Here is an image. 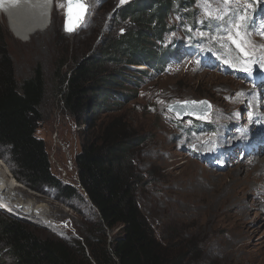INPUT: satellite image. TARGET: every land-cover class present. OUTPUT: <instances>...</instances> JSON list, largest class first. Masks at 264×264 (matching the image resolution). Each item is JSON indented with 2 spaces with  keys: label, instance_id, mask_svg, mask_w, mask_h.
Returning <instances> with one entry per match:
<instances>
[{
  "label": "rangeland",
  "instance_id": "374dc122",
  "mask_svg": "<svg viewBox=\"0 0 264 264\" xmlns=\"http://www.w3.org/2000/svg\"><path fill=\"white\" fill-rule=\"evenodd\" d=\"M131 1L87 0L86 21L76 33L66 34L60 9L65 0H57L50 30L26 44L0 14V48L19 83L37 66L43 70V121L37 137L46 144L54 174L62 173L67 182L78 181L75 158L87 125L65 110L62 82L108 34L112 14ZM195 12L197 28L187 27L192 39L172 17L178 29L165 42L197 46L202 56L188 50L163 76L139 82L128 101L109 114L104 128L145 140L134 151V171L140 176L135 197L167 264L176 259L182 264H264V0H196ZM208 21L222 27L210 33L203 27ZM203 100L210 102L212 112L195 120L211 127L199 132L191 129L193 118L183 120L169 109ZM18 183L22 189L14 196L47 207L55 226L30 213L0 211L32 226L41 239L74 244L103 236L84 195L68 205L50 188L41 194ZM237 198L243 200L241 219L239 208L228 207ZM120 234V228L106 231L107 241L113 243Z\"/></svg>",
  "mask_w": 264,
  "mask_h": 264
},
{
  "label": "trees",
  "instance_id": "16d2710c",
  "mask_svg": "<svg viewBox=\"0 0 264 264\" xmlns=\"http://www.w3.org/2000/svg\"><path fill=\"white\" fill-rule=\"evenodd\" d=\"M195 1L127 3L112 14L108 34L64 78V108L75 122L81 124L85 119L87 125L81 152L75 158L77 183L67 182L62 173L61 177L54 174L46 144L37 137L45 97L42 68L37 66L19 83L0 48V157L15 179L31 191L43 194L50 188L68 205L84 195L98 215L103 234L97 240L92 236L77 239L75 245L41 239L32 226L0 211V264H167L135 197L140 176L134 171V151L145 140L104 126L109 114L138 89L139 82L163 76L188 50L202 56L197 46L188 49L180 41L165 42L178 29L172 17L192 39L187 27L197 28ZM203 27L211 33L222 23L208 21ZM190 120L195 132L211 127ZM117 228L121 234L108 242L106 231ZM172 264L182 263L176 259Z\"/></svg>",
  "mask_w": 264,
  "mask_h": 264
},
{
  "label": "bare ground",
  "instance_id": "6f19581e",
  "mask_svg": "<svg viewBox=\"0 0 264 264\" xmlns=\"http://www.w3.org/2000/svg\"><path fill=\"white\" fill-rule=\"evenodd\" d=\"M56 1L0 0V14L7 19L13 35L26 44L32 40L34 35L46 34L50 30ZM64 6L60 9L65 15ZM19 189H22L21 184L14 180L7 166L0 160V210L8 214H14L13 212L17 211H21L24 215L30 213L37 220L55 226L48 218L47 207H37L34 200L23 201L20 196H14V192ZM232 205L239 208V219L244 217L242 198L232 201L228 207Z\"/></svg>",
  "mask_w": 264,
  "mask_h": 264
},
{
  "label": "water",
  "instance_id": "95a60500",
  "mask_svg": "<svg viewBox=\"0 0 264 264\" xmlns=\"http://www.w3.org/2000/svg\"><path fill=\"white\" fill-rule=\"evenodd\" d=\"M64 5L65 19L63 30L66 34H74L81 28L83 23L86 21L90 6L87 3V0H72L71 5H69L68 0H65ZM69 28H71L72 30H67ZM169 109L171 112L175 113L179 118L184 120H188L189 117L196 120L203 119L209 116L212 112V106L210 102L206 100L196 103H191V101L175 103L171 105Z\"/></svg>",
  "mask_w": 264,
  "mask_h": 264
},
{
  "label": "snow or ice",
  "instance_id": "6c2138e0",
  "mask_svg": "<svg viewBox=\"0 0 264 264\" xmlns=\"http://www.w3.org/2000/svg\"><path fill=\"white\" fill-rule=\"evenodd\" d=\"M232 2H235V0H225V3H232ZM68 3H69V5H71L72 4V0H68ZM241 19H243V17H241ZM237 27H239V25ZM67 30L71 31L72 29L69 28ZM233 43H237V42L235 40H233ZM237 47H241V45L239 43H237ZM241 51H243V48H241ZM191 103H196V102H191ZM202 103H206V102H202Z\"/></svg>",
  "mask_w": 264,
  "mask_h": 264
},
{
  "label": "clouds",
  "instance_id": "9594fccd",
  "mask_svg": "<svg viewBox=\"0 0 264 264\" xmlns=\"http://www.w3.org/2000/svg\"><path fill=\"white\" fill-rule=\"evenodd\" d=\"M143 68L145 69V67H138V69H143ZM188 119H189V118H188ZM194 120H195V119H194Z\"/></svg>",
  "mask_w": 264,
  "mask_h": 264
}]
</instances>
